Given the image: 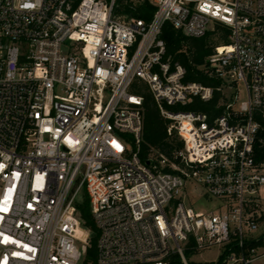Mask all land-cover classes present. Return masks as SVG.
<instances>
[{"label": "built area", "instance_id": "2783aa9c", "mask_svg": "<svg viewBox=\"0 0 264 264\" xmlns=\"http://www.w3.org/2000/svg\"><path fill=\"white\" fill-rule=\"evenodd\" d=\"M144 1L0 0V264H83L85 194L98 264H167L177 253L189 264L191 241L224 247L221 264L264 255V0H148L149 20L124 12ZM167 23L193 37L229 29L208 57L233 89L214 119L184 109L215 88L185 81ZM137 80L184 141L149 163ZM188 180L210 208L181 199Z\"/></svg>", "mask_w": 264, "mask_h": 264}, {"label": "trees", "instance_id": "16d2710c", "mask_svg": "<svg viewBox=\"0 0 264 264\" xmlns=\"http://www.w3.org/2000/svg\"><path fill=\"white\" fill-rule=\"evenodd\" d=\"M154 11L155 6L148 2V0H145L136 9H124L125 13L147 20L152 17ZM228 34L229 29L223 24L217 25L216 30L209 32L203 37L188 36L181 30L174 28L171 23L165 25L162 37L166 41L168 54L172 57L173 61H178L186 67L187 74L185 81H196L215 88V94L211 100L205 101L196 96L184 106L186 111L202 112L207 114L210 119H214L224 112L226 103L229 100L222 89L226 80L209 67L208 57L214 52L215 46L218 45L213 42V39L218 37L219 41L223 43L228 40ZM132 91L140 93L144 97L143 140L140 146L141 158L146 161L152 154L158 156L160 153L172 156L176 149L183 147L184 141L176 131L172 134L169 133L170 120L161 115L160 109L147 84L137 80L132 87ZM259 121L261 127L257 142L255 143V158L257 162H264V117H259ZM77 206L84 219L85 227L91 230V234L97 233L96 236L91 235L83 264H98L97 241L99 230L92 215L89 198L86 194L77 202ZM187 250H197L193 241L187 245ZM188 263L193 264L189 260ZM221 263L222 256L220 257L219 264ZM167 264L185 263L181 255L177 253L169 257Z\"/></svg>", "mask_w": 264, "mask_h": 264}, {"label": "rangeland", "instance_id": "374dc122", "mask_svg": "<svg viewBox=\"0 0 264 264\" xmlns=\"http://www.w3.org/2000/svg\"><path fill=\"white\" fill-rule=\"evenodd\" d=\"M213 24L208 25V29H212ZM213 42L216 44H221L218 37L213 39ZM227 83V80H226ZM242 98L246 97V91L240 87ZM226 95L228 98L233 97V89L227 87ZM196 184L193 180H188L186 187L183 188L181 192V199L189 206H193L197 210L208 209L212 206V203L208 201L207 196L203 193H198L196 191ZM264 205V203H263ZM185 246V244H183ZM225 248L222 246H214L211 248H206L202 250H187L185 247V252L188 260L193 264H219L220 255L224 252ZM229 264H240V263H229ZM251 264H264V255L255 259Z\"/></svg>", "mask_w": 264, "mask_h": 264}, {"label": "water", "instance_id": "95a60500", "mask_svg": "<svg viewBox=\"0 0 264 264\" xmlns=\"http://www.w3.org/2000/svg\"><path fill=\"white\" fill-rule=\"evenodd\" d=\"M146 163H149V160H147ZM96 235H97L96 232L92 233V236H96Z\"/></svg>", "mask_w": 264, "mask_h": 264}, {"label": "crops", "instance_id": "0c3cea01", "mask_svg": "<svg viewBox=\"0 0 264 264\" xmlns=\"http://www.w3.org/2000/svg\"><path fill=\"white\" fill-rule=\"evenodd\" d=\"M262 227H264V225Z\"/></svg>", "mask_w": 264, "mask_h": 264}]
</instances>
